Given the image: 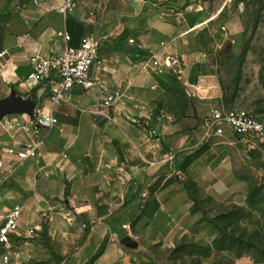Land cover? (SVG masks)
Masks as SVG:
<instances>
[{"label":"crops","instance_id":"1","mask_svg":"<svg viewBox=\"0 0 264 264\" xmlns=\"http://www.w3.org/2000/svg\"><path fill=\"white\" fill-rule=\"evenodd\" d=\"M64 2L0 0V101L28 103L0 117V225L22 208L11 264H140L133 250L163 244L172 220L192 218L190 182L215 187L228 161L227 147H205L222 89L198 31L216 14L182 0H123L106 12L81 3L63 14ZM191 13L204 15L187 21ZM66 32L74 45L100 36L102 62L88 87L54 104L52 80L32 83L30 58L60 55ZM116 93L121 101L105 109ZM38 112L59 123L20 162L8 149L30 141L23 126ZM126 236L136 244L122 243Z\"/></svg>","mask_w":264,"mask_h":264},{"label":"rangeland","instance_id":"2","mask_svg":"<svg viewBox=\"0 0 264 264\" xmlns=\"http://www.w3.org/2000/svg\"><path fill=\"white\" fill-rule=\"evenodd\" d=\"M122 1L79 4L106 12ZM182 4L193 9L203 6L216 14L198 31L204 47L216 55L222 89L216 106L244 109L264 121V0H182ZM203 15L191 13L186 19ZM227 135L212 137L205 145L229 151L228 161L214 173L218 185L190 182L192 218L172 220L163 244L133 250L140 264H264V136L246 143L236 134L233 139ZM19 222L21 228L22 218ZM0 264H4L1 248Z\"/></svg>","mask_w":264,"mask_h":264},{"label":"built area","instance_id":"3","mask_svg":"<svg viewBox=\"0 0 264 264\" xmlns=\"http://www.w3.org/2000/svg\"><path fill=\"white\" fill-rule=\"evenodd\" d=\"M80 0H65L60 7V12L67 14L73 12ZM146 2L147 0H143ZM176 1V0H165ZM65 47L60 55L51 58L33 56L30 62L33 73L30 75L32 83L43 82L46 79L52 80L53 89L51 100L54 104L64 101L66 93L74 86H86L91 84V72L95 65L101 64L100 52L103 40L100 36L89 34L83 36L79 44L72 43V36L69 33L63 35ZM4 54L1 53L0 56ZM153 64L159 66V61L154 60ZM168 66L171 64L167 63ZM122 98L121 93L109 96L103 106L105 109L117 105ZM105 112V111H104ZM59 123V119L51 112H38L30 123L23 126L24 131L31 138L22 148L10 147L8 152L16 154L20 162L34 158L38 149L44 143L40 138L42 129H52ZM206 140L212 137L224 135V129L231 128L233 132L241 137L246 143L258 141L264 136V121L244 109H226L216 106L212 110L211 118L207 120ZM5 163L0 160V169ZM22 208L15 206L0 225V248L2 249V260L4 264H11L12 237L19 228V220Z\"/></svg>","mask_w":264,"mask_h":264},{"label":"water","instance_id":"4","mask_svg":"<svg viewBox=\"0 0 264 264\" xmlns=\"http://www.w3.org/2000/svg\"><path fill=\"white\" fill-rule=\"evenodd\" d=\"M28 109V103L11 97L7 100L0 101V117L6 113L21 112ZM122 243L127 246H134L136 242L130 236H126L122 239Z\"/></svg>","mask_w":264,"mask_h":264}]
</instances>
